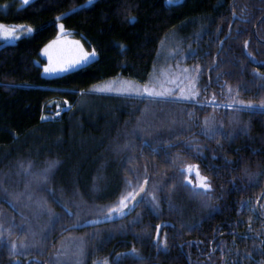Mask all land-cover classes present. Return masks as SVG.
<instances>
[{"label":"trees","instance_id":"trees-1","mask_svg":"<svg viewBox=\"0 0 264 264\" xmlns=\"http://www.w3.org/2000/svg\"><path fill=\"white\" fill-rule=\"evenodd\" d=\"M0 23L33 29L12 43L0 41V264L16 258L76 264L81 240L79 264H219L222 252L235 263L264 258L258 248L264 235L256 236L264 234V175L248 176L264 172V108L258 106L264 100V0H31L0 11ZM60 24L96 55L47 75L42 49L57 38ZM197 64L195 100L158 102L96 90L120 80L143 84L162 73L171 78L183 68L190 72L182 75H196ZM169 86L179 91L185 84ZM213 95L219 107L196 102ZM233 97L257 107H227ZM65 101L70 107L55 115ZM208 116L222 129L212 137L202 132ZM50 160L60 163L38 183L35 174ZM187 165L210 178L211 199L185 186V175L196 181ZM145 177L146 191L129 216L68 229L75 215L62 205L82 223L106 214ZM47 208L62 216L54 225ZM162 220L174 226L155 241ZM246 252L251 259L242 258Z\"/></svg>","mask_w":264,"mask_h":264},{"label":"snow or ice","instance_id":"snow-or-ice-1","mask_svg":"<svg viewBox=\"0 0 264 264\" xmlns=\"http://www.w3.org/2000/svg\"><path fill=\"white\" fill-rule=\"evenodd\" d=\"M29 0H22L23 4H27ZM130 20H134V17H129ZM61 32H63L64 25H59ZM33 29L31 26H25V25H15L13 27H8L2 23H0V35H3L4 37H16L19 36L23 32H31ZM59 41H50L49 44L45 45L42 51L48 56V63L43 65V71L46 73L51 72H61V71H67L71 67H75L78 64L87 62L91 59V57L96 55V49L93 48L91 51H88L84 48L83 44L79 40L72 41V44L75 45V49L72 50V54L68 58H53L51 47L52 45L58 43ZM248 41H244V46L247 47ZM249 55H251L249 53ZM195 72L196 75H182V74H188L190 70L188 68L180 69L181 75H172L171 78H169L167 73H162L161 76L153 77L150 81H146L143 84H140L138 82L132 81V80H120L118 82H113L112 84L106 85L103 88L96 89L97 91L101 92H116L121 95H127L129 97H143L147 98L149 100L158 101V102H169V101H175V102H181V101H187V100H195V98L199 95V88L197 87V80H198V74L201 71V66L199 64L195 65ZM255 71L259 72V69H256ZM185 84L184 87H180L179 91H176L174 87H171L169 85H175L177 82ZM118 84V86H116ZM82 92L84 90H81ZM229 92L231 93V89H229ZM216 97L213 95L210 100L208 101H196L197 103H208L212 104L214 107H219V104L215 103ZM67 104V101H65ZM227 107L230 108H236L237 110H240L242 108L247 109H253L257 107V105L249 100L247 102L243 100H236L235 97H233L230 101L226 104ZM260 108H264V100H261L258 105ZM70 107V105H69ZM147 106L143 111H147ZM60 111V105H57V115ZM191 116L192 114L189 113ZM42 118H48V117H42ZM234 120L238 119L237 117H233ZM139 127V126H138ZM222 129L221 127L217 126V123L215 121L214 116H208L205 117L204 124L202 127V132L204 135L212 137L217 132H220ZM135 131V130H134ZM228 135H231V133H228ZM194 139V138H193ZM144 143V141H142ZM188 143L191 144V141ZM191 146L196 147L199 149L200 145L198 144H191ZM123 148H127L128 144L127 142L125 145L122 146ZM121 146L117 147V151H120ZM155 151V149H153ZM60 163L59 160H50L47 162L46 167L40 169L36 174V180L38 183H46L48 180V177L50 173L57 167V165ZM187 170L189 173L192 172L193 168H195V176L196 181L193 182L190 175L184 176V181L186 182L185 186L191 185V191L193 195H204L209 196V193L213 190V186L211 183V180L207 176H203L200 173L199 166H193V165H187ZM31 169V161H29V166L25 168V171L28 172ZM258 175H264V172L257 171L255 173H248L249 179L252 180ZM127 183L131 185L132 181L127 180ZM145 183H147V177H145V182L139 184V186L134 190L127 192L124 195H121L119 197V200L117 203L109 206L107 208L106 214L102 212L101 216L97 220H84V224H93V223H99L101 221L111 220L114 218V216H122L125 214V210L129 209L130 207H134V201H137L138 196L145 192ZM209 199L211 197L209 196ZM153 210H156L159 205L157 203V198L153 195L151 196L150 201ZM40 206L46 208V202L41 201ZM211 207V205H208ZM261 208H264V204L260 205ZM63 212L66 213L68 216L75 215V223L72 225L73 227H76L80 224V216L79 214H74L72 212V209L69 208L66 204L62 205ZM48 216H49V224L54 225V222L57 220H60L62 218L61 214L54 213L52 209L47 208ZM135 222V221H133ZM161 225H156L157 233L159 232ZM262 233H256L257 237H261ZM161 244L164 245V247H167L166 241H160ZM254 247H257V245H254ZM13 250L16 248V244H12ZM259 249H264V238H261L258 245ZM83 249H84V243L83 240H81L80 245L78 246L76 252L73 254L76 264H79V258L83 255ZM133 253L136 252V249H131ZM59 255H63L62 253H58ZM121 255V254H117ZM237 256H241L242 254L237 250L236 252ZM252 253L246 252L243 254L242 258L251 259ZM105 264L107 262L105 261ZM221 264H235L234 261H226L223 258V252H222V258H221ZM257 264H264V258H262L260 261L257 262Z\"/></svg>","mask_w":264,"mask_h":264},{"label":"rangeland","instance_id":"rangeland-1","mask_svg":"<svg viewBox=\"0 0 264 264\" xmlns=\"http://www.w3.org/2000/svg\"><path fill=\"white\" fill-rule=\"evenodd\" d=\"M31 0H29L30 2ZM167 3H177L179 2L180 0H165ZM91 2H87L86 5H89ZM15 5L16 6H22V5H25L22 3V0H0V11L1 12H4L8 9L9 6L11 5ZM6 25V24H4ZM15 25H23V24H15ZM13 24H9V25H6L8 27H13L15 26ZM24 33H31V32H23L21 33L19 36H16V37H4L3 35H0V41L2 42H14L17 40V38H19L22 34ZM77 39L73 38L69 33H67L66 31H63L61 32V29L58 33V36L56 39H54L53 41H59L58 43L52 45L51 47V52H52V55H53V58H57V57H61V58H68L71 56L72 54V50L75 49V45L72 44V41H76ZM42 57L43 59L45 60V64L48 63V56L42 51ZM83 64V63H81ZM81 64H78L76 65L75 67H78L80 66ZM71 68H74V67H71ZM69 68V69H71ZM63 72V71H61ZM61 72H51V73H46L47 75H55V74H58V73H61ZM55 102V101H54ZM69 103L67 102V104L64 102V105L60 108V110H64V109H67L69 108ZM57 115V113L55 114ZM43 117H48L46 119H49L50 116L45 114L43 115ZM45 119V118H43Z\"/></svg>","mask_w":264,"mask_h":264},{"label":"water","instance_id":"water-1","mask_svg":"<svg viewBox=\"0 0 264 264\" xmlns=\"http://www.w3.org/2000/svg\"><path fill=\"white\" fill-rule=\"evenodd\" d=\"M233 20H234V18H232V20H231V22H230V25H229V27H228L227 36L229 35L230 28H231V25H232V23H233ZM144 182H145V181H144ZM144 182H143V183H144ZM145 185H146V183H145ZM143 194H144V192L141 193V194L138 196L137 201H134V202H133L135 206H134V207H130L129 209H126V210H125V214L122 215V216H114V218L111 219V220L101 221V222H99V223H93V224H84V221H83L82 223H80V224H79L78 226H76V227H73L72 225L69 226L68 229H72V228H74V229H76V228H83V227H86V226L98 225V224H102V223H106V222H110V221H114V220H117V219L124 218V217H126L128 214H130V213L135 209V207L139 204V202H140V200H141ZM99 218H100V217L92 218V219H87V220H97V219H99ZM159 225H161V227H160V229H159V231H160L161 228H162L163 226H165V225H170V226H172L173 224L170 223V222H165V221H164V222H161ZM157 235H158V233H157V228H156V236H157ZM17 261H18V259H16V260L14 261V263H17Z\"/></svg>","mask_w":264,"mask_h":264},{"label":"flooded vegetation","instance_id":"flooded-vegetation-1","mask_svg":"<svg viewBox=\"0 0 264 264\" xmlns=\"http://www.w3.org/2000/svg\"><path fill=\"white\" fill-rule=\"evenodd\" d=\"M233 21H234V20H233ZM140 201H141V200H140ZM139 203H140V202H139ZM138 205H139V204H138ZM138 205H137V206H138ZM137 206L135 207V209L137 208ZM135 209H134V210H135ZM134 210H133V211H134ZM133 211H132V212H133ZM132 212H131V213H132ZM131 213H130V214H131ZM130 214H128L127 216H129ZM127 216H126V217H127ZM99 217H100V216H99ZM126 217H124V218H126ZM96 218H97V217H96ZM121 219H123V218H121ZM118 220H120V219H117V220H114V221H110V222H115V221H118ZM164 221H165V222H170V223H172L171 221L162 220V221H160L159 223H157L156 225H158V224H160L161 222H164ZM106 223H109V222H106ZM102 224H105V223H102ZM172 224H173V223H172ZM98 225H100V224H98ZM93 226H95V225H93ZM173 226H174V224H173L172 226H170V225H165V226H163V227L161 228V230L158 232V235H157V236H156V226H155V230H154V240L157 241V240L160 238L161 233L164 231V229H165L166 227H173ZM86 227H87V226H86ZM83 228H84V227H83ZM212 248H213V247H210V249H212ZM16 259H18V258H16ZM16 259H15V260H16ZM15 260L12 261V264H20V263H21L20 259H18L17 263H14ZM219 264H221V263H219ZM235 264H243V262H241V263L238 262V263H235Z\"/></svg>","mask_w":264,"mask_h":264},{"label":"bare ground","instance_id":"bare-ground-1","mask_svg":"<svg viewBox=\"0 0 264 264\" xmlns=\"http://www.w3.org/2000/svg\"><path fill=\"white\" fill-rule=\"evenodd\" d=\"M90 219H92V218H90Z\"/></svg>","mask_w":264,"mask_h":264}]
</instances>
